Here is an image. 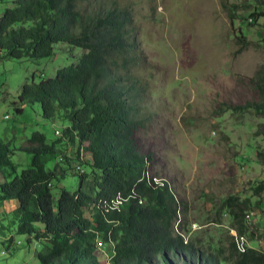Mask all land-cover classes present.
Listing matches in <instances>:
<instances>
[{
    "label": "trees",
    "instance_id": "16d2710c",
    "mask_svg": "<svg viewBox=\"0 0 264 264\" xmlns=\"http://www.w3.org/2000/svg\"><path fill=\"white\" fill-rule=\"evenodd\" d=\"M88 1L13 0L0 11V61L50 58L59 43L80 50L77 62L53 78L25 84L13 104L18 114V105L36 104L43 119L65 122L61 136L49 143L34 132L18 149L0 139V171L9 168L14 175L10 181V173L3 176L0 203L18 202L15 232L27 235L28 245L31 238L42 244L39 264H103L97 256L101 242L113 245L108 264H264V253L250 248L221 260L175 230L179 202L166 182L150 177L151 157L136 139L148 121L142 106L147 84L137 73L139 44L130 11L97 0L83 7ZM262 13L260 7L239 18L253 26ZM240 40L242 51L249 44ZM251 82L261 102L239 109L254 107L264 116L262 68ZM16 150L31 158L20 174L10 158ZM257 159L264 164L263 154ZM67 175L77 177L73 192L55 186ZM254 193L264 194V182Z\"/></svg>",
    "mask_w": 264,
    "mask_h": 264
},
{
    "label": "rangeland",
    "instance_id": "374dc122",
    "mask_svg": "<svg viewBox=\"0 0 264 264\" xmlns=\"http://www.w3.org/2000/svg\"><path fill=\"white\" fill-rule=\"evenodd\" d=\"M12 1L0 0V11ZM97 1L130 11L139 44L137 73L147 84L142 106L148 121L136 139L141 153L151 157L150 177L166 182L179 202L175 230L221 260L246 248L264 253V194L254 193L264 182V164L257 159L258 153L264 156V116L254 107L239 109L261 102L251 79L264 70V0ZM260 7L263 15L253 26L239 18ZM243 37L249 45L240 51ZM79 55V49L59 43L50 58L0 61V139L12 149L34 132L49 143L61 136L65 122L43 119L36 104L18 105V114L13 104L25 84L53 78ZM10 158L17 174L28 169V154L16 150ZM6 173L7 181L14 177L3 169L0 184ZM55 186L73 192L78 180L67 175ZM28 239L15 232L12 212L0 203V264H39L42 244L31 238L28 245ZM112 246L99 245L101 263H109Z\"/></svg>",
    "mask_w": 264,
    "mask_h": 264
},
{
    "label": "crops",
    "instance_id": "0c3cea01",
    "mask_svg": "<svg viewBox=\"0 0 264 264\" xmlns=\"http://www.w3.org/2000/svg\"><path fill=\"white\" fill-rule=\"evenodd\" d=\"M3 204L6 208V211L10 212V213L18 207V202L16 200L5 201V202H3Z\"/></svg>",
    "mask_w": 264,
    "mask_h": 264
},
{
    "label": "built area",
    "instance_id": "2783aa9c",
    "mask_svg": "<svg viewBox=\"0 0 264 264\" xmlns=\"http://www.w3.org/2000/svg\"><path fill=\"white\" fill-rule=\"evenodd\" d=\"M5 119H8V117L6 116ZM55 135H56V136H59L60 133H59L58 131H55Z\"/></svg>",
    "mask_w": 264,
    "mask_h": 264
}]
</instances>
